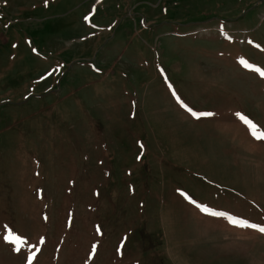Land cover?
Segmentation results:
<instances>
[{
	"label": "rangeland",
	"instance_id": "1",
	"mask_svg": "<svg viewBox=\"0 0 264 264\" xmlns=\"http://www.w3.org/2000/svg\"><path fill=\"white\" fill-rule=\"evenodd\" d=\"M255 69L264 0H0V264H264Z\"/></svg>",
	"mask_w": 264,
	"mask_h": 264
},
{
	"label": "snow or ice",
	"instance_id": "2",
	"mask_svg": "<svg viewBox=\"0 0 264 264\" xmlns=\"http://www.w3.org/2000/svg\"><path fill=\"white\" fill-rule=\"evenodd\" d=\"M246 67H252L251 65L245 64ZM256 71H258L260 73L261 76H264V70H260V69H255ZM185 107H187L185 105ZM189 112L192 113L193 116H195L196 118H200L201 116H212L214 115L213 113H196L193 112L192 109H188ZM238 117L242 120L243 123H245L247 126H249L251 133L253 135V137L257 140H264V132H259L258 131V126L252 122L250 119H248L247 117H244L243 114H238ZM193 203H195V201H193ZM250 227L253 228H257V225H249ZM259 231L264 232V227H259ZM20 249L17 248L16 251H19Z\"/></svg>",
	"mask_w": 264,
	"mask_h": 264
}]
</instances>
